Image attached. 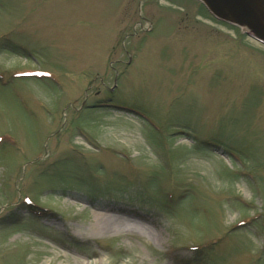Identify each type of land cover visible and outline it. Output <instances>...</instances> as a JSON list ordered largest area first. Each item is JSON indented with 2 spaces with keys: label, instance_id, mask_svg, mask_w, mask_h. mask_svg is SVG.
Returning <instances> with one entry per match:
<instances>
[{
  "label": "rangeland",
  "instance_id": "obj_1",
  "mask_svg": "<svg viewBox=\"0 0 264 264\" xmlns=\"http://www.w3.org/2000/svg\"><path fill=\"white\" fill-rule=\"evenodd\" d=\"M0 264H264V46L197 0H0Z\"/></svg>",
  "mask_w": 264,
  "mask_h": 264
},
{
  "label": "water",
  "instance_id": "obj_2",
  "mask_svg": "<svg viewBox=\"0 0 264 264\" xmlns=\"http://www.w3.org/2000/svg\"><path fill=\"white\" fill-rule=\"evenodd\" d=\"M217 20L245 30L264 46V0H198Z\"/></svg>",
  "mask_w": 264,
  "mask_h": 264
},
{
  "label": "bare ground",
  "instance_id": "obj_3",
  "mask_svg": "<svg viewBox=\"0 0 264 264\" xmlns=\"http://www.w3.org/2000/svg\"><path fill=\"white\" fill-rule=\"evenodd\" d=\"M96 223L97 225L99 224L101 227L100 228H115L117 225L121 226L119 220L120 218L117 216H111V215H95ZM119 222V223H117Z\"/></svg>",
  "mask_w": 264,
  "mask_h": 264
}]
</instances>
